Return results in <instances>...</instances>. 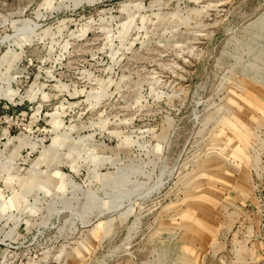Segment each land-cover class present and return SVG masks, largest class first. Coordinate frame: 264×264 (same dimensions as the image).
<instances>
[{
	"label": "rangeland",
	"instance_id": "374dc122",
	"mask_svg": "<svg viewBox=\"0 0 264 264\" xmlns=\"http://www.w3.org/2000/svg\"><path fill=\"white\" fill-rule=\"evenodd\" d=\"M0 264H264V0H0Z\"/></svg>",
	"mask_w": 264,
	"mask_h": 264
}]
</instances>
